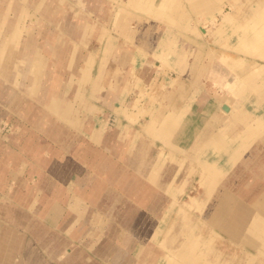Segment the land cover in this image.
<instances>
[{
	"label": "crops",
	"instance_id": "crops-1",
	"mask_svg": "<svg viewBox=\"0 0 264 264\" xmlns=\"http://www.w3.org/2000/svg\"><path fill=\"white\" fill-rule=\"evenodd\" d=\"M165 2L0 0V264L205 261L212 247L207 243L204 251L183 207L186 239L166 235L165 243L154 236L167 231L160 223L180 189L177 170L187 176L188 142L198 138L224 148L228 172L251 143L242 139L228 149L215 130L223 119L214 107L207 115L203 99L189 110L192 84L180 80L185 69L177 62L186 49L180 29H196L202 38L210 29L186 26L185 1ZM161 6L171 10L154 11ZM261 9L252 15L263 30ZM153 12L166 15L152 18ZM256 50L264 59L263 49ZM217 106L246 127L247 138L264 129L260 116L253 119L228 101ZM3 124L11 130L1 132ZM244 163L234 174L259 181L256 203L242 204L252 195L245 192L221 194L218 179L227 171L201 159L194 169L201 171L205 198L188 204L200 212L210 199L216 202L211 225L263 257L264 164ZM161 244L171 249L167 257L156 255Z\"/></svg>",
	"mask_w": 264,
	"mask_h": 264
},
{
	"label": "rangeland",
	"instance_id": "rangeland-1",
	"mask_svg": "<svg viewBox=\"0 0 264 264\" xmlns=\"http://www.w3.org/2000/svg\"><path fill=\"white\" fill-rule=\"evenodd\" d=\"M171 1L167 0V3H165L170 5ZM181 1H185L182 4L186 7L182 11L187 13V27L189 25L207 24L210 29V34L205 38H202L196 29L194 31L180 29L183 31L182 37L185 42H182L186 43V49L183 57H177L179 60L177 62L179 66H183V69H185L180 80L192 84L187 90L189 110L191 111L192 102L196 101L197 98L203 99L204 104H206L205 113L207 115L211 113L213 107L214 111L221 115L220 118L223 119V122L217 123L215 130L224 143L228 144V149L234 148L236 145L238 147L243 140L247 142L246 144L251 143L249 151L244 152L236 165L241 164L242 160L245 159L246 163L244 164H264V129H261L262 131L260 130L261 132H257L253 137L247 138L246 127L234 125L221 108L217 106V102L228 101L236 111H245L252 115L253 119L255 116H260L264 123V67H262L264 59L256 56L258 53L256 49H258V46L263 47L260 44L264 42L257 39L256 32L259 27L252 15L253 9H258L262 5L261 17H264V0ZM163 6L154 9V11L167 12V10H171ZM195 10L198 11L194 12ZM150 15L152 18L162 19L166 14L156 16L153 12ZM211 15L214 16L215 22L210 21L209 17ZM171 24L173 29L180 28L175 26L176 24H173V22ZM181 26L184 27L185 25ZM238 59L242 61V64L235 66L234 61ZM176 76L174 74L175 78ZM178 80L175 81V84ZM11 128L10 125L3 124L1 132L7 133ZM201 141L202 139L198 138L193 144L188 142L187 152L192 157L187 159V164L182 163V165L188 166L187 170L185 169L187 176H183V179H181V171L183 174L184 169L177 170V181L180 179L178 183L180 189L172 196V207L169 216H166L160 223L161 226H164L163 229L167 228V231L156 232L154 235L156 241L163 242L165 240L166 243V235H173L177 239L182 238L183 241L186 239L189 231L188 233L187 231L184 232L187 226L183 225L179 214L180 208L183 207L192 221L190 224L192 223L191 229H193L194 237L197 236L199 240L203 241L204 251L207 249V243H210V247L215 250V253H212L210 248V253L209 250L206 252L205 261H201L200 264L204 262L208 264H247L249 255L258 258V260L261 258L260 261L264 264V255L262 257L259 250L249 247L242 240H230L225 232L220 231V228L211 225L210 213L213 208L217 207L215 206L216 202L212 204L213 201L210 199L200 212L188 206V202L192 197L205 198L201 186V171L199 168L194 169L195 166L200 164L201 159L215 162L218 167L225 171L229 166L224 148L217 149L212 145L203 146ZM197 144L200 145L197 146ZM176 165L180 167L181 164L177 163ZM236 165L230 169V172L227 171L223 177L218 179L219 184L217 187H219L221 194L223 191L236 194L244 192L252 194L251 198H241L239 196L241 198L240 202L250 207L257 202L256 197L259 196L262 186H260L259 181L251 180L250 176L245 178L235 175ZM230 173L232 175L229 183L228 176ZM257 242L262 244L259 239ZM168 243L170 248L175 246L174 243ZM155 245L158 246L157 243ZM161 245L163 248H157L156 255L167 257L171 249L164 248V244Z\"/></svg>",
	"mask_w": 264,
	"mask_h": 264
},
{
	"label": "bare ground",
	"instance_id": "bare-ground-1",
	"mask_svg": "<svg viewBox=\"0 0 264 264\" xmlns=\"http://www.w3.org/2000/svg\"><path fill=\"white\" fill-rule=\"evenodd\" d=\"M258 27H259V26H258ZM260 28H261V27L258 28V31L256 32V33H257L256 36L258 37L257 39H259V41H263V42H264V29L262 30V29H260ZM203 29H204V28H203ZM261 30H262V31H261ZM204 31L207 32L206 29H204ZM259 31H261L260 34H259ZM262 33H263V35H262ZM261 35H262V36H261ZM261 37H262V38H261ZM260 46H264V43H263V44H260ZM258 49H259V50H262V49H263V52H264V47H259V46H258ZM258 55H259V53H257V56H258ZM195 198H196V197H195ZM193 201H194V200H193ZM190 203H191V202H190ZM190 203L188 204L189 206H193V205H194L193 203H191V204H190Z\"/></svg>",
	"mask_w": 264,
	"mask_h": 264
},
{
	"label": "water",
	"instance_id": "water-1",
	"mask_svg": "<svg viewBox=\"0 0 264 264\" xmlns=\"http://www.w3.org/2000/svg\"><path fill=\"white\" fill-rule=\"evenodd\" d=\"M225 108V110L227 109L226 107H224Z\"/></svg>",
	"mask_w": 264,
	"mask_h": 264
}]
</instances>
